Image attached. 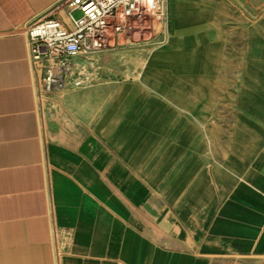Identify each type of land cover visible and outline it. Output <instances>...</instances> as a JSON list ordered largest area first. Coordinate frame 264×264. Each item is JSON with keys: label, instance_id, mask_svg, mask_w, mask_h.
<instances>
[{"label": "crops", "instance_id": "1", "mask_svg": "<svg viewBox=\"0 0 264 264\" xmlns=\"http://www.w3.org/2000/svg\"><path fill=\"white\" fill-rule=\"evenodd\" d=\"M60 1L0 0V264H264V0L246 24L170 0L138 80L84 84L66 122L26 34Z\"/></svg>", "mask_w": 264, "mask_h": 264}, {"label": "built area", "instance_id": "2", "mask_svg": "<svg viewBox=\"0 0 264 264\" xmlns=\"http://www.w3.org/2000/svg\"><path fill=\"white\" fill-rule=\"evenodd\" d=\"M144 17L167 26L170 0H62L26 28L34 69L40 67L39 75L44 71L47 90L74 84L86 77L111 38L129 34L133 22Z\"/></svg>", "mask_w": 264, "mask_h": 264}, {"label": "rangeland", "instance_id": "3", "mask_svg": "<svg viewBox=\"0 0 264 264\" xmlns=\"http://www.w3.org/2000/svg\"><path fill=\"white\" fill-rule=\"evenodd\" d=\"M228 3L235 10L236 24H246L257 19L251 8L255 4L250 0H228ZM78 16V13L74 14V17L78 18ZM172 20L173 15L167 26L155 18L149 17L133 22L129 34L123 35L120 39L111 38L110 45L95 55L85 81L79 80L55 91L47 90L44 82L45 73L41 71V75H39L40 67L37 65L35 87L40 105L45 108L48 102L58 101L53 105L57 108L60 107L57 118L61 122H66L67 118L65 111H63L65 110L64 100L73 91L82 88L84 84L89 83L93 89L98 88L99 84L105 80L107 83H125L138 80L150 54L163 46L169 36L173 34ZM55 231L56 228L54 227Z\"/></svg>", "mask_w": 264, "mask_h": 264}]
</instances>
